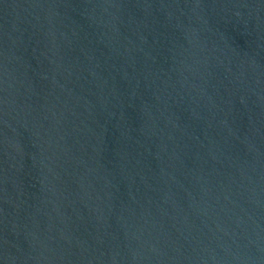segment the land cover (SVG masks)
I'll return each instance as SVG.
<instances>
[{
    "label": "water",
    "instance_id": "95a60500",
    "mask_svg": "<svg viewBox=\"0 0 264 264\" xmlns=\"http://www.w3.org/2000/svg\"><path fill=\"white\" fill-rule=\"evenodd\" d=\"M0 264H264V0H0Z\"/></svg>",
    "mask_w": 264,
    "mask_h": 264
}]
</instances>
